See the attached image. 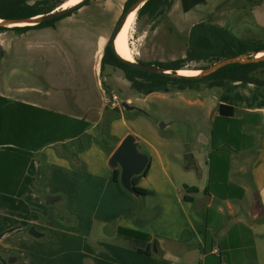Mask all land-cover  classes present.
Instances as JSON below:
<instances>
[{
	"label": "crops",
	"instance_id": "1",
	"mask_svg": "<svg viewBox=\"0 0 264 264\" xmlns=\"http://www.w3.org/2000/svg\"><path fill=\"white\" fill-rule=\"evenodd\" d=\"M263 7L264 0H260L250 10L260 27L264 26ZM64 19L61 24L65 26L69 19ZM77 29L89 33L86 45L99 54L101 63L107 44L103 35L94 36L89 26ZM50 32L45 28L20 34L34 39V44L24 48L14 49V43L0 45L2 59L10 58L0 75V244L11 236V230L19 229L12 227L16 217L37 219L28 205L38 207L39 196L58 198L42 210L52 218L50 237L41 243L38 240L46 236L44 232L41 239L32 237L30 253L10 256L16 258L14 263L20 259L19 264H264V96L255 104L256 97L250 99L244 89L239 90L242 86L252 91V84L231 82L236 97L224 95L218 102V106L233 108L229 119L240 123V135L248 126L253 133L226 149L212 138L210 155L215 152L219 157L222 169L216 171H224L225 192L212 191L205 171L192 167L194 163L187 167L171 155L162 138L138 129L133 123L137 118L124 116L116 101L104 125L107 109L99 91L96 106L87 101L70 106L64 91L49 87V75L43 83L38 78L41 85L36 84L37 64L47 63L42 64L44 74L51 71L54 77L55 63L69 53L68 45L45 41ZM52 53L59 55L50 58ZM32 66L34 76L27 74ZM127 135L150 157L149 170L137 183L148 191L144 197L132 196L113 180L116 167L109 159ZM193 172L201 177L200 182ZM72 199H79L77 210ZM58 201L70 215L77 214V229L82 231L79 240L71 235L72 228L61 227L62 218L50 208ZM91 231L96 237L88 240L89 250L84 246L78 254V246L77 254H72L67 249L71 242L83 244V236ZM121 231L146 238L135 239ZM215 248L218 255L213 253ZM10 257L6 261L0 257V264H9Z\"/></svg>",
	"mask_w": 264,
	"mask_h": 264
},
{
	"label": "rangeland",
	"instance_id": "2",
	"mask_svg": "<svg viewBox=\"0 0 264 264\" xmlns=\"http://www.w3.org/2000/svg\"><path fill=\"white\" fill-rule=\"evenodd\" d=\"M27 1L28 3H33L37 0ZM126 1L90 0L86 5L80 7L66 18L69 19V22H66L68 24L64 26L61 24L63 23L62 20H60L56 23L55 28H49L51 29V34L44 38L45 41L50 42L51 40L52 43L55 41V45H68L67 51L69 53L66 54L64 60L60 58L61 61L55 63L54 77H52L53 72L51 71L50 74H44L47 71L46 66H42V64L47 63L40 62L37 64L36 67H38L39 73L37 74L36 84H40L38 78L43 83V78L49 75V87L54 88L56 91L60 90L62 93L64 91L67 103L70 106L83 103V101H87V105L96 106L98 104L99 91L104 97V104L107 109L103 121L104 125L108 116L112 113V103H114L112 96H117L116 102L118 105L116 107L122 111L124 116L137 118L133 123L138 126V129L158 135L167 146V151L171 155H177L184 163H186L184 156L191 154L194 163L192 167L199 166L201 170L205 171L210 189L212 191L225 192V188H223L225 187L224 171L223 173L216 171L218 168H220V171L222 169V166H218L219 157L215 155V152L210 155L212 138H214L215 143L221 141L226 149L231 143L243 142V139L249 138L250 133H253L252 128L248 126L242 132L243 136L240 135L238 133L240 125L238 121L219 115L218 102L222 96L226 95L230 99L236 97L231 82H226L223 85L224 87H211L205 82L193 86H185L186 88L183 91L172 90L170 92H155L142 95L130 87V83L124 78L123 72L118 68L105 66L97 74V68H100L99 54L94 55L91 48L89 50L86 45L89 41V38H87L89 33L87 31L78 32L77 28L84 27L86 29V26H89L92 31L94 29V36L98 33L103 35L104 43L106 44L112 37L121 18ZM259 2L260 0H173L171 8L163 14L153 17L138 16L137 11L133 17L129 37L130 52L133 54L136 63L170 62L184 59L189 45L191 30L194 26L201 23L227 30L238 40L247 42L264 41V26H257L250 14L251 8ZM261 14L264 20V7L261 10ZM33 40L31 35L20 36L12 31L0 33V45L2 43V48L9 47L10 43H14V49L16 47L18 49L24 48L26 44H34ZM39 41L42 42V40ZM69 45L72 47L69 48ZM58 55L52 53L50 58H56ZM9 59L3 60L0 54V75L4 65L10 63ZM212 64L189 61L186 62L183 70L195 71ZM25 66L26 63L23 62L22 67ZM31 68V73L28 72L27 74L34 76L35 66ZM254 77L264 82V69H258L254 73ZM30 80L34 79L30 77ZM97 82L100 84L98 88L96 86ZM252 86V91H249L248 87L244 88L242 86H240L239 90L240 92L245 90V94L249 95L250 99L256 97L253 99L256 104L263 99L260 96H264V87ZM121 102H126L130 106L135 107V109L125 111L121 106ZM231 154L233 156L236 155L233 152ZM72 166L76 171L78 170L75 164H72ZM211 169L212 171H210ZM191 171L193 170H189V172ZM191 175H195V173ZM200 178L195 175L197 182L201 181ZM189 179L191 180V178ZM45 198L43 195L37 198L38 207L28 205L37 219L27 217L28 219L21 221L19 217L15 218L17 219L16 223L19 222V224L16 225L15 223L12 227L16 226L19 229L11 230V236L0 244V257L3 261H6L10 256L18 257L21 254L30 253V242L34 239L27 233L29 227L34 226L38 231L46 234L43 239L38 240L40 243L46 242L50 237L48 228L51 227L52 218L47 216L48 213L42 212L44 210L43 207L45 208L46 206ZM64 198L66 199V197ZM65 199L64 204L67 200ZM64 204L58 201L52 204L50 208L57 213L60 220L62 218L61 227L67 229L75 228L74 230L71 229L70 232L71 235L75 234L79 240L82 231L77 229L78 216L77 214L74 216L70 215L69 211L66 208L64 209ZM78 205L79 199H72V207L74 206L75 210L78 209ZM62 211L63 213L60 214ZM93 232L91 231L88 236H83L86 239V241H82L83 244L81 242H71L68 244L69 247L67 249H72V254H77L75 250H77L78 246V254H80L84 246L85 250H89L88 240L96 237ZM72 237L74 238V236ZM64 238L69 237L66 235ZM75 256L77 255L73 257ZM19 263L20 259H18L17 264Z\"/></svg>",
	"mask_w": 264,
	"mask_h": 264
},
{
	"label": "trees",
	"instance_id": "3",
	"mask_svg": "<svg viewBox=\"0 0 264 264\" xmlns=\"http://www.w3.org/2000/svg\"><path fill=\"white\" fill-rule=\"evenodd\" d=\"M66 1L68 0H37L33 3H28L27 0H0V19L20 20L36 17L59 8ZM89 1L90 0H85L77 8L71 10L60 18L45 21L35 26L12 28L0 27V33L12 31L17 35H20L30 30L54 28L57 22L70 16L80 7L86 5ZM136 1L138 0H127L124 3L121 17ZM172 2L173 0H148L138 10V16L146 15L153 17L158 14H163L165 11L171 8ZM210 26L211 25L201 23L192 28L189 37L188 49L184 59H178L170 62L138 63L156 66L160 69L175 73L176 71L183 70L186 62L189 61L208 62L209 64H212L224 59L234 58L241 55H253L256 52L264 51V41L247 42L238 40L234 38L229 33V31L222 30L215 26H212V28ZM105 66H111L120 69L124 74V78L130 83V87L142 95H148L155 92H170L172 90L183 91L186 88L185 86L188 87L205 82H207L211 87H222L226 82L252 84L258 87H264V82L254 77V73L258 69H264V61L252 64H230L201 79L171 78L165 75L143 72L123 62L117 57L115 51L111 47V38L104 47L100 63V70L102 71ZM205 68L206 67H202L199 69L202 70ZM218 112L220 116L226 118H231L234 114L233 108L225 105H219ZM103 118H105V115ZM147 157L148 162L143 172L137 176H133L131 179V184L133 186L132 188L134 192L140 197H144L148 194V191L137 186L138 180L145 176L149 170L150 157ZM120 173V168L116 167L113 173V180L117 183H120L121 185ZM191 190H193V192H197L196 188H192ZM126 191L132 196L137 197V195L133 194L132 192L128 190ZM62 213L63 211L60 214ZM120 233L139 240L146 238V236L143 234L136 232L121 231ZM140 252L147 253L148 251L140 250Z\"/></svg>",
	"mask_w": 264,
	"mask_h": 264
},
{
	"label": "water",
	"instance_id": "4",
	"mask_svg": "<svg viewBox=\"0 0 264 264\" xmlns=\"http://www.w3.org/2000/svg\"><path fill=\"white\" fill-rule=\"evenodd\" d=\"M85 0H82L79 4L70 6L65 9H58L56 8L55 10L38 15L36 17L32 18H26V19H20V20H6V19H0V27L1 28H12V27H25V26H35L38 25L42 22L49 21L55 18H60L64 15H66L68 12L71 10L77 8L79 5H81ZM148 0H138L136 1L126 12L125 14L120 18L119 22L117 23V26L112 34L111 37V47L114 49V39L116 35L119 33V31L122 29L127 16L133 12L134 10H139ZM116 53V51H115ZM259 53H264L262 52H256L253 55H241L238 57L234 58H229V59H224L222 61L216 62L205 69H199L195 71H199L198 75L195 76H187V75H179L178 71L173 73L172 71L168 70H163L160 69L156 66H149V65H144L141 63H131L128 62L124 59H122L117 53V57L121 59L123 62L131 65L133 68L147 72V73H155V74H160V75H165L171 78H188V79H201L204 77H207L211 74H213L215 71L218 69L230 65V64H252V63H257V62H262L264 61V55L261 57H257V54ZM121 106L125 111H130L134 110L135 107L130 106L126 102H121ZM184 159L186 161V166L189 167L193 164L192 161V155L187 154L184 156ZM148 162V157L141 153L137 147V144L135 142V139L132 135H127L121 143L118 145V147L115 149V151L112 153L110 159H109V164L112 167H119L121 170L120 173V181L121 185L123 188L126 190L132 192L133 194L137 195L134 190L133 186L131 184V179L133 176H137L143 172L145 169L146 165ZM138 196V195H137ZM57 197H52V196H47L45 198V204L50 205L51 203L57 201ZM28 235L35 239H41L44 236V233L36 230L34 227H30L28 230ZM16 258L10 257L8 259L9 264H13L15 262Z\"/></svg>",
	"mask_w": 264,
	"mask_h": 264
},
{
	"label": "bare ground",
	"instance_id": "5",
	"mask_svg": "<svg viewBox=\"0 0 264 264\" xmlns=\"http://www.w3.org/2000/svg\"><path fill=\"white\" fill-rule=\"evenodd\" d=\"M82 0H68L66 1L63 5H61L58 9H65L70 6L79 4ZM138 10H134L131 12L127 18L126 21L122 27V29L119 31V33L116 35L114 39V49L116 53L124 60L134 63V57L133 54L130 52V47H129V37H130V32L133 24V17L135 16L136 12ZM264 55V53H259L257 54V57H261ZM179 75H187V76H195L199 74V71H184V70H179L178 71Z\"/></svg>",
	"mask_w": 264,
	"mask_h": 264
},
{
	"label": "built area",
	"instance_id": "6",
	"mask_svg": "<svg viewBox=\"0 0 264 264\" xmlns=\"http://www.w3.org/2000/svg\"><path fill=\"white\" fill-rule=\"evenodd\" d=\"M112 100H113V101H116V100H117V96L113 95V96H112ZM213 253L216 254V255H218V254H219L218 249L215 248V249L213 250Z\"/></svg>",
	"mask_w": 264,
	"mask_h": 264
}]
</instances>
